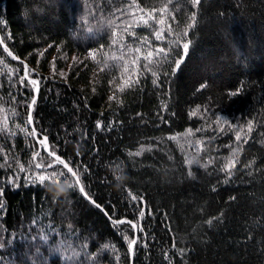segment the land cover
Wrapping results in <instances>:
<instances>
[{
  "label": "trees",
  "instance_id": "obj_1",
  "mask_svg": "<svg viewBox=\"0 0 264 264\" xmlns=\"http://www.w3.org/2000/svg\"><path fill=\"white\" fill-rule=\"evenodd\" d=\"M131 2L0 0V264H264V0H172L175 32L196 16L180 45H169L174 36L157 41L141 24L114 46L113 32L130 19L116 10ZM137 2L151 10L166 0ZM143 37L168 58L153 67L155 84L141 59L131 74L139 82L120 92L123 61L104 68L105 53L127 52ZM25 64L36 86L20 83ZM17 125L47 137L81 184L60 191L30 183L40 171L29 168L33 153L54 157ZM116 160L126 174L119 186L108 167Z\"/></svg>",
  "mask_w": 264,
  "mask_h": 264
},
{
  "label": "snow or ice",
  "instance_id": "obj_2",
  "mask_svg": "<svg viewBox=\"0 0 264 264\" xmlns=\"http://www.w3.org/2000/svg\"><path fill=\"white\" fill-rule=\"evenodd\" d=\"M192 5L195 7L199 4L200 0H190ZM172 3V0H166L165 3L162 4L159 8H152L151 10H145L138 2L137 0H132L130 4L127 5L125 9H117L116 11L121 12L122 15L129 16L130 19L125 20L122 22L123 28L122 32L118 33L116 31L113 32V45H122L123 41V34L127 33L128 35H132L135 37V33L131 31L132 28L138 27L141 24L149 27H153V33L155 39L157 41H166L167 37L174 36L175 39L168 41L169 45H180L182 36H187V30L192 28L194 26L196 16L195 13L191 16L192 23H189L187 25V28L184 30L183 33L175 32L172 28L171 24L168 23V17L171 16V12L169 9V5ZM157 13L159 14L157 16ZM174 19V17H173ZM109 23H114L113 21H109ZM154 25H159L160 27L156 28ZM167 34V35H165ZM0 44H3V40L0 39ZM147 46L146 48L144 46ZM182 47L187 53L189 42H184L182 44ZM4 51L8 53L9 56L12 57V59H18V57L14 56L12 52L8 50L7 47L4 48ZM146 53V54H144ZM94 60L96 59V55L94 53L89 54ZM168 58V49L165 47H156L152 48V43L149 40L148 37H143L140 39V46L128 48L127 52L121 51L119 55L113 53L111 55L105 53V60H104V68L108 67V60L113 61H123V72H122V83L119 85H115L117 90L122 92L126 87H131L134 83H138V80H132L131 74L134 72L139 66L140 61L143 59L146 61V63L143 65L144 70L151 71L152 75L156 77V79L153 80V83L155 84L157 82V79H159L156 71L153 70L154 66H159L161 63ZM75 59V58H74ZM99 62V61H98ZM4 63L3 60H0V64ZM181 63V60L176 61V67L179 68ZM7 67V65H5ZM128 74V79H124V75ZM9 78L13 75V70L8 71ZM31 72L28 69V66L25 64L24 67V75L20 77V83L24 85V81L27 80L28 83L32 84L33 86H36L38 84V81L34 79H30ZM63 75V74H62ZM114 83V82H113ZM25 87L27 85H24ZM206 87V85H201V88ZM240 94V90L238 89L236 92L230 93V96H237ZM117 99L115 94L113 96L109 97V100ZM35 103V100H33V104ZM166 107V105H164ZM197 110H193L190 112V116H195L197 114ZM15 115V113H13ZM8 119L9 117L6 115L3 120V129L4 131H8ZM217 123L222 122L224 125H228L230 127H235L234 125H231L230 122L223 117H217L216 118ZM27 124L32 123V117L31 114H29ZM101 125L98 122L97 127L99 128ZM20 131L24 132L26 135L33 136L36 138L37 142L41 144L43 149L47 152L48 157H54L52 160H45L43 157H41V154L39 151L33 153L32 161L29 162V168L36 169L40 171H32L30 175H28L27 180L30 183H37L39 182L41 185L45 187H49L53 184L55 185H61L66 184L67 188L71 189L74 188L77 185L81 184L80 180V173L78 169H73L70 167V162L65 161L62 159L59 155L56 154V151L54 147H50L47 143V137H44V139L39 138V134L37 133L36 129L33 127L31 131H29L26 127H20L17 125ZM253 128V121H249L247 125V132H251ZM223 130V129H221ZM196 131H200V129H197ZM15 132H11V135H15ZM186 136H192L193 131L191 129L187 130L185 133ZM244 135V129H241L236 134V140L239 142L242 140V136ZM170 139H176V137H170ZM197 147L196 151L197 154H199L200 151L203 149L200 147L202 144V141L196 142ZM144 149L141 148L140 151L135 153H128L129 156L133 155H140L141 152ZM240 153V148L236 147L232 150V156L228 158V162L226 163L224 170L229 172L232 168L236 166L237 159ZM187 163L191 164L193 163L192 160H188ZM118 164H123V161H111L108 164V167L112 169L114 166H118ZM58 165H62V167H58ZM65 169L67 171H65ZM19 170L21 172L26 171L23 164H19ZM71 174V179H69V175ZM113 179L116 180L117 177L115 174H113ZM80 191L84 192L83 186L80 187ZM129 195H132L129 193ZM132 199H137L135 196H132ZM99 207V205H97ZM141 217L144 215V211L141 210L140 212ZM125 221H119V223H124ZM116 223V222H114ZM132 227L135 228L136 225L132 224ZM43 239H47V236H44ZM129 238L125 236V240H128ZM137 241L135 239L129 241V248L131 249L133 245H135ZM105 248H108L109 245H104ZM75 255V253H73Z\"/></svg>",
  "mask_w": 264,
  "mask_h": 264
},
{
  "label": "clouds",
  "instance_id": "obj_3",
  "mask_svg": "<svg viewBox=\"0 0 264 264\" xmlns=\"http://www.w3.org/2000/svg\"><path fill=\"white\" fill-rule=\"evenodd\" d=\"M112 173L116 175L117 179V186H119V184L124 180L126 179V174H125V171H124V166L123 164H118V166H114L112 169H111ZM59 188L60 191H64L66 190L65 189V185L64 184H61V185H51L50 186V190H55Z\"/></svg>",
  "mask_w": 264,
  "mask_h": 264
},
{
  "label": "water",
  "instance_id": "obj_4",
  "mask_svg": "<svg viewBox=\"0 0 264 264\" xmlns=\"http://www.w3.org/2000/svg\"><path fill=\"white\" fill-rule=\"evenodd\" d=\"M37 94H38V88H36V90H35V93H34V96H33V99H32L31 105H30V110H31V108H32L33 100L36 99ZM47 143H48V142H47ZM135 229H137V226L135 227ZM134 239L136 240V236L134 237ZM133 247H134V245H133L132 248H131V255H132V252H133Z\"/></svg>",
  "mask_w": 264,
  "mask_h": 264
}]
</instances>
